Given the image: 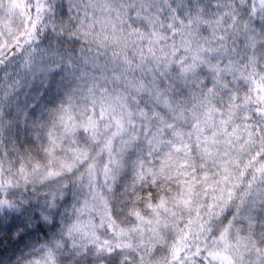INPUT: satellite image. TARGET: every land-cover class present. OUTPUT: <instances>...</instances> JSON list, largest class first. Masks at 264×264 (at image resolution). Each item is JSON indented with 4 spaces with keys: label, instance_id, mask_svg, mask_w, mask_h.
Segmentation results:
<instances>
[{
    "label": "snow or ice",
    "instance_id": "6c2138e0",
    "mask_svg": "<svg viewBox=\"0 0 264 264\" xmlns=\"http://www.w3.org/2000/svg\"><path fill=\"white\" fill-rule=\"evenodd\" d=\"M0 264H264V0H0Z\"/></svg>",
    "mask_w": 264,
    "mask_h": 264
}]
</instances>
